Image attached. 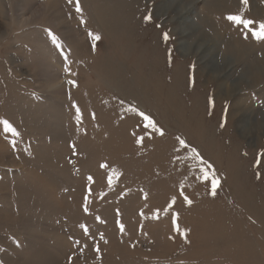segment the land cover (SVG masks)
<instances>
[{"label": "rangeland", "instance_id": "obj_1", "mask_svg": "<svg viewBox=\"0 0 264 264\" xmlns=\"http://www.w3.org/2000/svg\"><path fill=\"white\" fill-rule=\"evenodd\" d=\"M76 3L0 0V264H264V0Z\"/></svg>", "mask_w": 264, "mask_h": 264}, {"label": "bare ground", "instance_id": "obj_2", "mask_svg": "<svg viewBox=\"0 0 264 264\" xmlns=\"http://www.w3.org/2000/svg\"><path fill=\"white\" fill-rule=\"evenodd\" d=\"M211 1V0H210ZM216 1V0H215ZM221 1V0H220ZM214 2V1H213ZM212 2V3H213ZM228 2V1H227ZM176 3V1H174L173 3L171 2L170 4H167V6H164L163 7V9L161 10L162 12H166L167 10H169V9H171L173 6H174V4ZM194 3V2H193ZM225 3H226V1H225ZM177 4V3H176ZM215 4V3H214ZM220 4V3H219ZM218 3H217V5H219ZM96 13V12H95ZM98 13V12H97ZM99 14V13H98ZM104 14V13H103ZM102 14V15H103ZM130 15V14H129ZM166 14L164 13V16H165ZM181 16V15H180ZM130 17V16H129ZM136 17V16H135ZM105 18V17H104ZM131 18V17H130ZM132 18H134V16L132 17ZM92 22V21H91ZM106 23V22H105ZM195 27L197 28L198 27V24H196V23H191L190 24V30H193V29H195ZM109 30H107L108 31V35H110V36H112V35H114V31H112V28H110V26H108L107 27ZM130 31V30H129ZM117 32H119V30L117 31ZM186 32H187V29L186 30H183L182 31V34H186ZM109 36V37H110ZM113 38V37H112ZM121 38H123V37H121ZM119 39H120V37H119ZM113 40H115V37H114V39ZM116 42V41H115ZM217 45V44H216ZM215 45V46H216ZM193 46V44H190V45H188V46H185V45H183V48L186 50V51H188L191 47ZM210 45H209V43H208V40L206 39L205 40V42L203 43V45L202 44H200V46L198 47V52L200 51V50H206L208 47H209ZM220 48V47H219ZM218 48V49H219ZM231 48V47H230ZM229 47H226L225 49H222V47H221V54H222V57H223V59H224V62H225V65H228V67H229V70H232L233 68H234V64L237 62V60H236V58H234V57H236L235 55H237V53H236V51L235 50H232V49H230ZM214 49H216V47L214 48ZM218 49H216V51L218 50ZM184 50V51H185ZM244 50V49H243ZM241 51V50H240ZM245 51V50H244ZM220 52V51H219ZM218 52V53H219ZM241 56V55H240ZM244 56V55H243ZM118 59H119V62L118 63H120V64H122V65H124V69L125 68H129L130 67V70L129 71H131V72H129L130 74H127L125 71H124V69H121L120 71H121V76L122 75H124V77L123 78H121V79H123V83H126V84H129V82L131 83V78H133V80L134 81H136L137 82V86L136 87H138L140 90L141 89H143V90H145V91H147L148 90V94H151V95H155V96H157L158 98H160L161 100H164L165 102H163V103H165L166 104V102H167V107L168 108H170V106L172 107V110H173V112H174V109H175V107H177V103H178V98H176L175 96H177V95H174L175 93H173V91L171 90V88H170V86H168L167 85V83H164V82H162L161 80H158V78H156V77H148V78H145V80H144V78H143V74L142 73H140V75H138V77L137 76H132V74L134 75V72H135V70L137 69H135L134 67H133V65H130L129 63H127L126 64V60H127V58L125 57V55L123 56V55H120L119 57H117ZM128 61V60H127ZM205 64H206V67H205V69L204 70H206V69H208V67L209 66H207L208 64H207V62L209 61V59L208 58H206L205 60ZM117 63V64H118ZM111 64V63H110ZM109 64V66H107V67H109L110 68V70H111V72H114V71H118V67L116 68V67H114V65H110ZM140 68V67H139ZM221 68V66L219 67V69ZM146 70V69H145ZM246 71V74H248V73H250V72H252L251 71V67H248L247 68V70H245ZM264 71V70H263ZM119 72V71H118ZM136 73V72H135ZM263 74V73H262ZM125 75H126V77H129V78H126L125 77ZM128 75V76H127ZM249 75V74H248ZM247 77V76H246ZM245 78V77H244ZM147 82V83H146ZM118 84V83H117ZM233 90V89H232ZM231 90V91H232ZM142 91V90H141ZM144 92V91H143ZM158 94H160V95H158ZM178 97V96H177ZM160 100V101H161ZM199 100H197L196 102H198ZM159 103H161V102H159ZM158 103V104H159ZM195 103V102H194ZM193 103V104H194ZM162 105V104H161ZM184 105V104H183ZM200 105V104H199ZM163 106V105H162ZM165 106V105H164ZM182 106V105H181ZM185 106V105H184ZM184 106H182L183 108H186V106L184 107ZM190 106H192L193 107V105L191 104ZM190 106H188V108L190 107ZM191 107V108H192ZM178 108V107H177ZM176 108V109H177ZM164 109V108H163ZM185 110V109H184ZM186 110H187V108H186ZM193 109H191V111H192ZM179 111V110H178ZM181 111V110H180ZM190 111V112H191ZM185 112V111H184ZM175 113V112H174ZM178 113V112H177ZM177 113H175V114H177ZM194 114H195V112H193ZM175 116V115H174ZM190 116V115H189ZM193 117L191 118V120L193 119V118H196V116L195 115H192ZM191 117V116H190ZM178 118V117H177ZM181 118V117H180ZM199 118V117H198ZM181 120V119H180ZM180 120H178V121H180ZM184 121V120H183ZM180 122H182V120L180 121ZM184 122H187V121H184ZM190 122V121H189ZM202 122V121H201ZM193 124V123H192ZM180 125H182V124H180ZM187 125V124H186ZM247 125V124H246ZM188 126V125H187ZM189 127V126H188ZM187 127V128H188ZM244 127V126H243ZM190 128V127H189ZM188 128V129H189ZM219 162V161H218ZM246 198V197H245ZM249 198V197H248ZM247 198V199H248ZM262 201V200H261ZM248 201H246L245 203H247ZM249 202H251V200L249 201ZM252 203V202H251ZM254 203V202H253ZM250 204V203H249ZM255 204V203H254ZM245 205V204H244ZM256 205V204H255ZM257 205H260V204H257ZM256 205V207H258ZM248 206H250V205H248ZM255 207V208H256ZM251 209V208H250ZM253 211H255V210H253ZM262 211H264V210H262ZM253 213V212H252ZM262 214H264V213H262ZM256 215V214H255ZM257 217V216H256ZM259 217V216H258ZM257 217V218H258ZM264 223V222H263Z\"/></svg>", "mask_w": 264, "mask_h": 264}, {"label": "snow or ice", "instance_id": "obj_3", "mask_svg": "<svg viewBox=\"0 0 264 264\" xmlns=\"http://www.w3.org/2000/svg\"><path fill=\"white\" fill-rule=\"evenodd\" d=\"M69 2L71 3L72 0H69ZM244 3L247 2V0H243ZM81 9L79 7V3H78V0H77V3H76V11L79 12ZM146 20H150L151 17L150 15L145 17ZM229 20L233 21L234 23L236 24H242L244 25L245 28H249L250 25H253L254 22L251 21V20H245L242 18L241 15H233V16H229L228 17ZM253 35V37L255 39H257L258 41L259 40H264V22L260 23L259 24V27L258 28H251L249 29ZM49 36L51 37L52 39V42L53 43H57V37L55 36V34L51 33L49 31ZM92 35V34H90ZM93 39L94 40H99L100 37L99 36H93ZM163 39L165 40V42L169 39V36L167 33H164L163 34ZM57 46L59 47V45L57 44ZM65 60L67 62V57H65ZM67 71H70V69H66ZM69 83H72V84H75L74 81H69ZM211 103V101H210ZM132 111H138L137 109L135 108H132L131 109ZM140 115H144L143 113H139ZM145 120H148V125L147 126H150L152 127L153 129H156L157 131H160L159 129L156 128V125L153 121H151L147 116L144 117ZM0 125L3 126V130L8 133H12L13 135H18V133L16 132V129L10 124V122H8L7 120H0ZM223 126V125H221ZM162 134V133H161ZM143 137H140L138 140H137V143H140L142 141ZM179 139V138H178ZM180 144L187 147V145L185 144V141H183L182 139L179 140ZM192 152L196 155L197 159H199L201 161V163H203V160L202 158L199 157V153L196 152V150L193 148L192 149ZM202 179L204 180H211V192H212V195H216V189H217V186H218V180L215 176V173L214 172H211L209 173L207 170H204V174H203V177ZM181 195H183V193H181ZM184 199L187 203H191V201L188 199L187 196H184ZM172 202L174 203L175 202V197H173L172 199ZM171 206V205H170ZM121 228H123V226H121Z\"/></svg>", "mask_w": 264, "mask_h": 264}]
</instances>
